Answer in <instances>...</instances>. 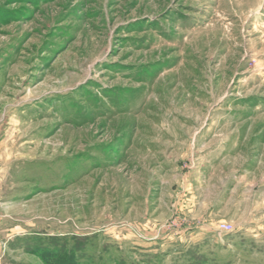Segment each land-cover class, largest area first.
I'll list each match as a JSON object with an SVG mask.
<instances>
[{"label": "rangeland", "instance_id": "rangeland-1", "mask_svg": "<svg viewBox=\"0 0 264 264\" xmlns=\"http://www.w3.org/2000/svg\"><path fill=\"white\" fill-rule=\"evenodd\" d=\"M0 264H264V0H0Z\"/></svg>", "mask_w": 264, "mask_h": 264}, {"label": "built area", "instance_id": "built-area-1", "mask_svg": "<svg viewBox=\"0 0 264 264\" xmlns=\"http://www.w3.org/2000/svg\"><path fill=\"white\" fill-rule=\"evenodd\" d=\"M232 229V226L230 223H227V222H221L219 223L218 225V230L220 232H224V233H227V232H230Z\"/></svg>", "mask_w": 264, "mask_h": 264}]
</instances>
